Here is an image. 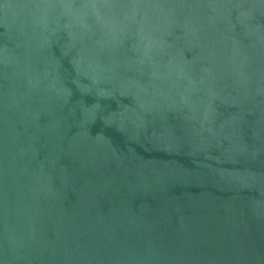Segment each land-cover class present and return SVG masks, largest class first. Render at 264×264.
<instances>
[{"label":"water","instance_id":"water-1","mask_svg":"<svg viewBox=\"0 0 264 264\" xmlns=\"http://www.w3.org/2000/svg\"><path fill=\"white\" fill-rule=\"evenodd\" d=\"M0 264H264V0H0Z\"/></svg>","mask_w":264,"mask_h":264}]
</instances>
